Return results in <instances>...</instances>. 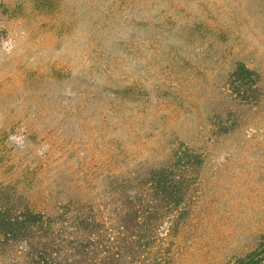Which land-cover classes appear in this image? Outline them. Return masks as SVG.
Instances as JSON below:
<instances>
[{
  "label": "rangeland",
  "instance_id": "rangeland-1",
  "mask_svg": "<svg viewBox=\"0 0 264 264\" xmlns=\"http://www.w3.org/2000/svg\"><path fill=\"white\" fill-rule=\"evenodd\" d=\"M183 145L202 166L147 263L264 264V0H0V208L117 224ZM20 252L0 240V264Z\"/></svg>",
  "mask_w": 264,
  "mask_h": 264
},
{
  "label": "trees",
  "instance_id": "trees-1",
  "mask_svg": "<svg viewBox=\"0 0 264 264\" xmlns=\"http://www.w3.org/2000/svg\"><path fill=\"white\" fill-rule=\"evenodd\" d=\"M228 85L240 102L258 101L259 76L244 64H237L229 74ZM201 166L202 156L181 146L174 153L172 164L154 168L145 184L139 190L134 189L128 198L131 207L124 217V211L120 212L121 219L113 225L101 221L89 206L77 217L75 226L71 227L74 231L67 234L62 218L54 219L29 207L12 210L2 207L0 240L4 246L20 248L24 264H158L157 259L153 263L145 259L146 250L153 251L156 240L148 227L157 216L169 221L170 226L178 224ZM128 218L130 225L126 223ZM117 236L123 240L118 248Z\"/></svg>",
  "mask_w": 264,
  "mask_h": 264
}]
</instances>
